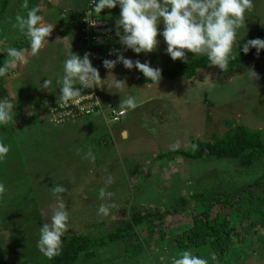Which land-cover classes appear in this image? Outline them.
Wrapping results in <instances>:
<instances>
[{"label":"rangeland","instance_id":"1","mask_svg":"<svg viewBox=\"0 0 264 264\" xmlns=\"http://www.w3.org/2000/svg\"><path fill=\"white\" fill-rule=\"evenodd\" d=\"M253 3L254 9L246 14V28L239 29L233 43V52L238 40L264 26V0H253ZM22 4L23 0H8L6 8L0 10V54L6 53L12 43L20 42L21 46L29 43L12 27L17 15L26 16L27 10ZM33 6L29 4V8ZM100 16L115 24L106 12ZM158 27L162 31L163 23ZM157 39L159 44L152 57L147 54L148 57L143 58L144 53L139 57L130 50L125 58L141 63L147 61L151 67L161 69L176 62L166 54L163 37L158 35ZM134 54L137 55L135 59ZM186 56L201 55L187 53ZM26 57L30 59V53H26ZM40 59L42 64L47 60ZM257 66L254 71L259 79L255 81L249 78L247 71L220 81V69L207 66L196 70L191 79H161L158 85L137 86L134 81L140 72L135 68L127 70L121 64L111 72L118 81H125L121 89L108 87L113 77L99 71L101 79L108 84L100 92L98 89V95L106 100L113 98L118 105L121 100L133 96L137 107L126 110L121 106L125 115L117 123L104 125L96 118H87L96 122L91 123L95 127L86 125L84 118L59 126L48 124L44 120V109H47L46 96L49 95L37 91L27 80L29 69L24 63H14L13 68L9 66L2 79L6 95L0 99L15 104L14 123L0 126V141L11 146L6 159L0 162V179L5 178L6 181L1 182L7 189L0 198V249L4 261L21 264L43 258L36 242L41 225L50 222L56 202L50 192L53 184L67 189L61 194L69 211L68 231L62 238L65 242L73 235L94 233L97 235L91 237L98 241L112 233L114 227L121 226L131 212H162L177 207L179 198L189 200L193 194L213 196L218 191L234 194L255 182L263 171L261 158H254L243 167L238 160L230 158L202 157L191 161L176 155L159 159L157 155H167L174 149L189 152L196 139L209 141L213 133L220 137L227 130L225 121L232 127L240 125L249 131L259 130L264 138V58L257 61ZM121 130L125 132L123 136ZM89 149L95 155L94 162L84 159ZM99 159L102 164H97ZM107 176L114 180L108 187L113 196L111 200L102 201L99 189ZM101 203H114L117 207L112 208L107 217L98 216ZM219 211L217 207L212 208L209 217ZM188 213L192 215V211L185 208L177 216L165 217L164 227L170 230L174 224L190 226L192 221L186 216ZM236 230L239 231L237 227ZM135 233L141 244L139 254L132 255L128 244L113 242L95 247L90 258H81L75 264H164L166 259L171 263L172 256L181 252L175 251L166 241L162 249H157L159 245L152 241L145 242L143 228ZM233 246L245 249L248 255L252 253L247 243ZM191 250L201 254L196 249ZM255 253L248 260L264 264V245ZM210 254L212 252L207 251L203 257ZM229 255H232L230 251L227 257Z\"/></svg>","mask_w":264,"mask_h":264},{"label":"clouds","instance_id":"2","mask_svg":"<svg viewBox=\"0 0 264 264\" xmlns=\"http://www.w3.org/2000/svg\"><path fill=\"white\" fill-rule=\"evenodd\" d=\"M117 6L120 14L114 26L119 39L115 42H119L125 50L130 49L137 55L153 53L158 47L157 36L160 35L166 44V54L173 61L180 60L186 63L187 53L205 55L208 58V66L218 67L221 71H226L230 61L237 58L232 51L233 43L239 29L246 28V14L255 7L253 0H94L92 10L87 15L91 16L92 12L100 15L102 10H111ZM22 7L27 10L26 16L17 15L12 27L18 29L28 39L29 47L21 49L9 47L6 50L7 59L0 67V77L6 75L12 63L27 64L26 53H30L32 57L37 56L41 48L48 43L47 38L54 28L51 24L42 23L44 17L38 14L41 11L39 6L29 8L28 0H23ZM161 22L164 26L162 31L158 27ZM253 48L259 55L264 49V40L259 38L248 40L242 51L248 54ZM79 55L70 51L63 62V74L56 81L60 90L56 100L59 107H67L68 102L73 99H84L86 95H82V92L85 88L104 87L105 80L101 79L99 70L92 66L89 58L91 54L85 53L83 57ZM109 55H115L116 59H105L102 62L109 73L108 76L113 77L108 87L121 89L125 86V81H118L111 74L117 64H122L127 70L135 68L143 74L146 81H151L154 85H158L162 79V70L151 67L147 61L144 63L139 60L133 61L125 58L119 51H111ZM247 74L254 81L259 79L254 68L248 69ZM51 85L52 81L46 79L42 85L38 84V87L44 91ZM76 85L81 87L77 88ZM119 105L126 110H134L137 107L136 98L128 96L121 100ZM14 107L15 104L7 99L0 100V126L14 123ZM191 147L195 150L198 146L193 144ZM10 148V145L0 141V162L6 159ZM84 159L95 161L91 149L85 154ZM113 182L111 176L104 179V186L99 189V198L102 201L111 200L113 193L108 191V187ZM6 191L5 185L0 182V198H3ZM66 191L63 185L58 184H53L50 188L56 202L52 208L50 222L43 223L39 229L36 247L49 259L61 254L62 238L68 231L69 211L61 195ZM115 207L117 206L114 203H101L97 215L107 217L110 210ZM210 259L213 264H217L216 254H210ZM171 264H209V259L196 255L189 249L172 256Z\"/></svg>","mask_w":264,"mask_h":264},{"label":"trees","instance_id":"3","mask_svg":"<svg viewBox=\"0 0 264 264\" xmlns=\"http://www.w3.org/2000/svg\"><path fill=\"white\" fill-rule=\"evenodd\" d=\"M43 1L45 0H28V3L38 6ZM7 3L8 0H0V10L6 8ZM256 38L264 40V26L236 42L233 54H236L237 58L230 61L226 71L220 70L218 77L220 81L225 82L232 77H237L250 68L258 69L257 61L264 58V49L260 51L259 55L256 54L254 48L250 49L248 54H244L242 51L243 45L248 40ZM19 43H12L11 47L17 49L29 47V43H25L23 46ZM6 54L7 52L3 51L0 55V60L3 59L0 61V67L7 59ZM186 59V63L177 60L165 68H160L162 79L173 80L179 77L191 79L196 70L208 66V58L205 55L186 56ZM2 79L3 76L0 77V99L6 95ZM134 83L137 86L153 85L151 81H146L142 73L137 76ZM44 110L46 113L47 110ZM87 118L89 117H84L85 120ZM224 124L227 130L222 136L218 137L213 133L209 141L194 140L193 144L198 146L195 150L191 149L186 152L174 149L166 153L167 155L159 154L157 157L161 159L169 155H176L191 161L202 157L230 158L238 160L243 167L248 166L254 158H261L263 159V171L255 182L237 190L234 194H221V191H218V194H213V196L203 197L202 194H193L189 200L179 198L176 201L177 207H171L162 212H131L128 219L122 222L121 226L114 227V231L107 234L104 239L97 241L92 238L97 235L96 233L73 235L62 243L59 256L51 259L43 256L37 262L21 264H75L81 258H90L92 251L95 252L96 248L113 242L128 244L131 246L128 250L133 253L132 255H137L141 251V244L139 241V243L137 242L135 231L142 228L146 234L144 241H152L153 244L159 245L157 249L164 248L163 243L165 244L166 241L177 252L192 248L201 253L196 255L203 257L206 256L207 251H211L217 256V264H259L260 261H247L246 259L255 256L258 247L261 248L264 245V138L259 130L249 131L240 125L232 127L228 121H225ZM214 207L221 211L215 212L212 217H209V211ZM185 208L192 211V215L189 213L186 215L191 218L192 224L182 227H177V224H174L170 226V230H167L164 227L166 222L164 218L177 216L183 213ZM236 227L239 231L236 230ZM235 243H247L252 253L248 255L244 253L245 249H235L233 246ZM254 244L256 247L253 246ZM229 251L232 255L227 257ZM207 258L209 263L213 264L210 256ZM0 264H8L3 259L1 249ZM164 264L171 263L166 259Z\"/></svg>","mask_w":264,"mask_h":264},{"label":"crops","instance_id":"4","mask_svg":"<svg viewBox=\"0 0 264 264\" xmlns=\"http://www.w3.org/2000/svg\"><path fill=\"white\" fill-rule=\"evenodd\" d=\"M84 1L85 0H45L44 3L38 4V6L41 9L39 15H42L44 17V21L42 23L51 24L54 26V28L50 36L47 38L48 43H46L41 48L37 56L35 57L31 56L30 59H28V63L25 65L27 66V69L30 70V71L28 70L27 72V76H28L27 80L30 81L32 86L36 87L37 91H41L38 87V84L42 85L44 80L46 79H50L52 81V85L47 90L41 91L49 95L46 96V98L48 99L47 106L52 101L56 100L57 99L56 97L60 93L59 85L56 83V81L58 77L63 74L62 67L64 60L67 58L70 51L71 53L79 55L80 51L83 48L78 39V31H77L78 17L76 16V14L83 8ZM67 12L69 15H66ZM105 12L109 16V18H112V20L115 22L116 19L119 18L120 9L119 6L111 10L104 9L100 14L102 15ZM63 13L65 14L62 15ZM65 17H67L68 20H64ZM46 49H50L48 53L46 52ZM4 50H6V47L4 48ZM111 51L122 52L124 57H126L130 49L125 50L124 48H122L119 42L117 43L112 42L109 44L102 43L100 46L97 47L95 53L91 56L92 66L97 68L99 71H105V73H108V71L103 67L102 62L105 59L108 60L116 59L115 55H109ZM154 54L155 53L153 52L148 54V56L152 57ZM138 56L140 57V55ZM148 56L144 55L143 58ZM40 58H47V60L44 64H42ZM135 58H137V55L134 54L133 59ZM13 64L14 63L10 64V68H13ZM120 66L121 64H117L113 70H116V68H119ZM107 84L108 82L107 80H105L104 87ZM100 89L101 88H99V92ZM98 97L102 103H110L118 108H121V106L116 104V101L113 98H109V100H106L103 99L100 96V94L98 95ZM92 122L95 121H89L87 119V121H85L84 123L86 125L90 124L89 127H95V125L91 124ZM120 134L121 135L125 134V132L121 130ZM103 142L105 143V141ZM102 163L103 161L101 159L97 161V164H102ZM4 180L5 178L0 179V182L1 181L4 182Z\"/></svg>","mask_w":264,"mask_h":264},{"label":"built area","instance_id":"5","mask_svg":"<svg viewBox=\"0 0 264 264\" xmlns=\"http://www.w3.org/2000/svg\"><path fill=\"white\" fill-rule=\"evenodd\" d=\"M94 0H85L84 6L79 12L77 22L78 39L82 44L80 56L90 53V60L95 47L102 43H112L119 39L116 35L115 24H111L107 18L92 12ZM94 23L90 25L88 22ZM75 87L80 88V85ZM98 87L93 89L85 88L82 95H86L84 99H73L68 102L67 107H59L56 100L52 101L46 111L45 119L48 124L62 125L71 120H77L84 117L96 118L98 121L106 125L107 123H117L125 115V110L118 108L110 103H102L98 97Z\"/></svg>","mask_w":264,"mask_h":264}]
</instances>
